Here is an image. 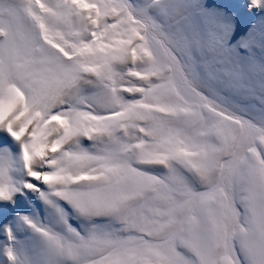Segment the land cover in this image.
I'll return each mask as SVG.
<instances>
[{
  "label": "snow or ice",
  "instance_id": "6c2138e0",
  "mask_svg": "<svg viewBox=\"0 0 264 264\" xmlns=\"http://www.w3.org/2000/svg\"><path fill=\"white\" fill-rule=\"evenodd\" d=\"M0 264H264V0H0Z\"/></svg>",
  "mask_w": 264,
  "mask_h": 264
}]
</instances>
